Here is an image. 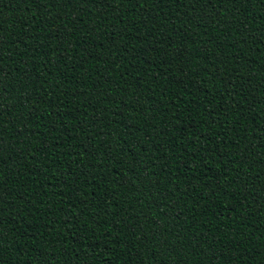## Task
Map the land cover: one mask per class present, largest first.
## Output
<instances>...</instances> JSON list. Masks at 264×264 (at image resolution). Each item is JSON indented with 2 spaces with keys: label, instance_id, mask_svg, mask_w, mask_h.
Returning a JSON list of instances; mask_svg holds the SVG:
<instances>
[{
  "label": "trees",
  "instance_id": "16d2710c",
  "mask_svg": "<svg viewBox=\"0 0 264 264\" xmlns=\"http://www.w3.org/2000/svg\"><path fill=\"white\" fill-rule=\"evenodd\" d=\"M0 264H264V0H0Z\"/></svg>",
  "mask_w": 264,
  "mask_h": 264
}]
</instances>
